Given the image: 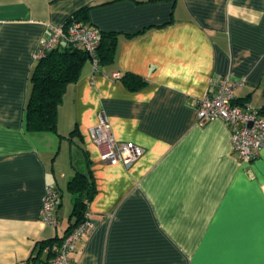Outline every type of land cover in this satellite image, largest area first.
Masks as SVG:
<instances>
[{"label": "crops", "instance_id": "crops-1", "mask_svg": "<svg viewBox=\"0 0 264 264\" xmlns=\"http://www.w3.org/2000/svg\"><path fill=\"white\" fill-rule=\"evenodd\" d=\"M81 10L78 21L119 34L114 61L85 63L58 133H30L36 50ZM127 75L146 84L133 90ZM217 77L264 117V0H0V264H50L77 222L78 171L95 184L96 227L74 264H264V148L241 162L225 122L198 121ZM101 115L145 150L130 169L102 162L91 134ZM51 185L58 227L41 220Z\"/></svg>", "mask_w": 264, "mask_h": 264}, {"label": "built area", "instance_id": "built-area-1", "mask_svg": "<svg viewBox=\"0 0 264 264\" xmlns=\"http://www.w3.org/2000/svg\"><path fill=\"white\" fill-rule=\"evenodd\" d=\"M101 43V31L84 22L72 18L66 25L50 27L47 36L36 50L35 59L39 61L48 53L62 45L80 48L92 57L94 69L98 70L97 50ZM119 78V75H114ZM238 83L229 78H213L206 96L196 103L198 121L202 124L219 119L225 122L231 132L235 152L241 162L254 161L264 148V117L249 106L241 105L236 100ZM94 144L99 148L102 162L110 165L121 164L130 169L143 155L145 150L131 142H119L113 135L112 128L104 116L91 130ZM60 192L56 185L46 188V195L41 210V220L46 225L59 226L57 217ZM89 202L84 220L69 230L60 242L54 246L50 264H74L72 255L77 244L95 230V223L89 211Z\"/></svg>", "mask_w": 264, "mask_h": 264}, {"label": "trees", "instance_id": "trees-1", "mask_svg": "<svg viewBox=\"0 0 264 264\" xmlns=\"http://www.w3.org/2000/svg\"><path fill=\"white\" fill-rule=\"evenodd\" d=\"M85 11H79L74 18L79 19ZM118 35L117 32L107 34L101 32V43L96 55L98 66L114 61ZM88 60L92 61V57L82 49L62 45L38 61L32 74V91L26 112L28 132L58 133V111L63 103L66 89L80 79L83 67ZM123 80L133 90L146 84L134 75L124 76ZM262 110L264 111V108ZM75 133L76 130L71 135ZM68 188L74 196L72 216L76 217L77 221L72 226L74 228L84 220L87 210L86 201L91 202L95 194V184L89 175L78 171ZM45 243L51 242L43 244Z\"/></svg>", "mask_w": 264, "mask_h": 264}, {"label": "rangeland", "instance_id": "rangeland-1", "mask_svg": "<svg viewBox=\"0 0 264 264\" xmlns=\"http://www.w3.org/2000/svg\"><path fill=\"white\" fill-rule=\"evenodd\" d=\"M67 155H68V152H67Z\"/></svg>", "mask_w": 264, "mask_h": 264}]
</instances>
